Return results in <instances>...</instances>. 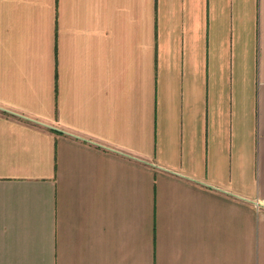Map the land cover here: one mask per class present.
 I'll list each match as a JSON object with an SVG mask.
<instances>
[{
  "label": "crops",
  "instance_id": "0c3cea01",
  "mask_svg": "<svg viewBox=\"0 0 264 264\" xmlns=\"http://www.w3.org/2000/svg\"><path fill=\"white\" fill-rule=\"evenodd\" d=\"M0 264H264V0H0Z\"/></svg>",
  "mask_w": 264,
  "mask_h": 264
}]
</instances>
